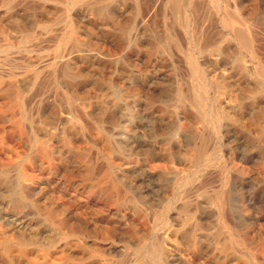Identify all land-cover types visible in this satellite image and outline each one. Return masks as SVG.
Returning <instances> with one entry per match:
<instances>
[{
	"label": "rangeland",
	"instance_id": "obj_1",
	"mask_svg": "<svg viewBox=\"0 0 264 264\" xmlns=\"http://www.w3.org/2000/svg\"><path fill=\"white\" fill-rule=\"evenodd\" d=\"M141 1L0 0V264H264V0Z\"/></svg>",
	"mask_w": 264,
	"mask_h": 264
},
{
	"label": "bare ground",
	"instance_id": "obj_2",
	"mask_svg": "<svg viewBox=\"0 0 264 264\" xmlns=\"http://www.w3.org/2000/svg\"><path fill=\"white\" fill-rule=\"evenodd\" d=\"M52 1V0H51ZM61 1V0H60ZM94 1V0H93ZM141 1V0H140ZM146 1V0H145ZM158 1V0H157ZM232 1V0H231ZM234 1V0H233ZM236 1V0H235ZM47 2V1H46ZM87 2V1H86ZM142 2V1H141ZM141 2H139V3H141ZM144 2V1H143ZM181 2H182V0H167V3H168V5H169V7L171 8V10L175 13V14H179V8H180V6H181ZM5 3V2H4ZM45 3V2H44ZM90 3H92L91 1H89V5H90ZM107 3V2H106ZM160 3H162V2H160ZM189 3H192V0H189ZM233 3V2H232ZM17 4V3H16ZM27 4V3H26ZM86 4V3H85ZM243 4V3H242ZM14 5V4H13ZM18 5V4H17ZM45 5H46V3H45ZM81 5H84V4H81ZM87 6H88V4H86ZM92 5V4H91ZM105 5V4H104ZM143 5V4H142ZM145 5H147V4H145ZM161 4H159V6H160ZM195 4H193V6H194ZM230 5H232V4H230ZM235 5V4H234ZM11 6V5H10ZM23 6V5H22ZM36 6H37V4H36ZM50 6V5H49ZM48 6V7H49ZM79 6V5H78ZM97 6V5H96ZM111 6V5H110ZM141 6V5H140ZM229 6V5H228ZM16 7V6H15ZM30 7H32V5H30ZM44 7V6H43ZM84 7V6H83ZM86 7V6H85ZM195 7V6H194ZM205 7V6H204ZM231 7V6H230ZM11 8V7H10ZM14 8V7H13ZM17 8V7H16ZM19 8V7H18ZM17 8V9H18ZM29 8V7H28ZM87 8V7H86ZM103 8H105V7H103ZM161 8V7H160ZM203 8V7H202ZM227 8V7H226ZM1 9V8H0ZM26 9V8H25ZM34 9H35V7H34ZM48 9V8H47ZM77 9V8H76ZM149 9V8H148ZM236 9V8H235ZM49 10V9H48ZM93 10V9H92ZM97 10H98V8H97ZM121 10V9H120ZM145 10V9H144ZM147 10V9H146ZM4 11H6V10H4ZM4 11H3V13H4ZM18 11V10H17ZM25 11V10H24ZM27 11V10H26ZM43 11V10H42ZM96 11V10H95ZM151 11V10H150ZM22 12V11H21ZM20 12V13H21ZM142 12V11H141ZM147 12V11H146ZM156 12H157V10H156ZM230 12V11H229ZM233 12V11H232ZM7 13V12H6ZM5 13V14H6ZM48 13H49V11H48ZM48 13L46 12V14L48 15ZM144 13V12H143ZM221 13V12H220ZM31 14V13H30ZM41 14V13H40ZM45 14V15H46ZM90 14V13H89ZM101 14V13H100ZM168 14V13H167ZM235 14V13H234ZM35 15V14H34ZM34 15H33V17H34ZM115 15V14H114ZM148 15V14H147ZM197 15V14H196ZM243 15H245V14H243ZM242 15V16H243ZM88 16V15H87ZM87 16H86V18H87ZM100 16V15H99ZM144 16V15H143ZM37 17H39V16H37ZM59 17H61V16H59ZM107 17V16H106ZM150 17V16H149ZM197 17V16H196ZM202 17V16H201ZM210 17V16H209ZM245 17H246V15H245ZM17 18V17H16ZM47 18V17H46ZM146 18V17H145ZM14 19V18H13ZM45 19V18H44ZM44 19H42V20H44ZM52 19V18H51ZM56 19V18H55ZM59 19V18H58ZM57 19V20H58ZM3 20V19H2ZM26 20H28V17H27V19ZM48 20V19H47ZM50 20V19H49ZM56 20V21H57ZM63 20V19H62ZM148 20V19H147ZM213 20V19H212ZM240 19L238 18V20L237 21H239ZM245 20V19H244ZM45 21V20H44ZM53 21V20H52ZM104 21V20H103ZM198 21V20H197ZM23 22H25V21H23ZM46 22V21H45ZM89 22V21H88ZM49 23V22H48ZM83 23V22H82ZM143 23V22H142ZM229 23V22H228ZM2 24V23H1ZM34 24H37V23H34ZM50 24H52V23H50ZM58 24V23H57ZM76 24V23H75ZM114 24V23H113ZM135 24V23H134ZM201 24V23H200ZM231 24V23H230ZM98 25V24H97ZM102 25V24H101ZM100 25V26H101ZM105 25V24H104ZM103 25V26H104ZM108 25V24H107ZM106 25V26H107ZM142 25V24H141ZM145 25V24H144ZM27 26H29V25H26V27ZM35 26H37V25H35ZM85 26V25H84ZM102 26V27H103ZM122 26V25H121ZM170 26V25H169ZM212 26V25H211ZM2 27H5V26H2ZM30 27V26H29ZM86 27H88V26H86ZM91 27V26H90ZM112 27V26H111ZM213 27V26H212ZM32 28H33V26H32ZM38 28V27H37ZM47 28V27H46ZM45 28V29H46ZM61 28V27H60ZM104 28H105V26H104ZM108 28H110V27H108ZM145 28V27H144ZM171 28H174L173 26L171 27ZM209 28V27H208ZM0 29H1V27H0ZM7 29V28H6ZM44 29V30H45ZM49 29V28H48ZM58 29V28H57ZM92 29V28H91ZM98 29V28H97ZM113 29V28H112ZM177 29V28H176ZM193 29V28H192ZM234 29V28H233ZM2 30H3V28H2ZM2 30H1V32H2ZM9 30V29H8ZM13 30V29H12ZM40 30V29H39ZM53 30V29H52ZM79 30H81V29H79ZM96 30V29H95ZM94 30V31H95ZM138 30V29H137ZM175 30V29H174ZM210 30H213V29H210ZM4 31L5 30H3V33H4ZM41 31H43V30H41ZM57 31V30H56ZM58 31H60V30H58ZM144 31H145V29H144ZM205 31V30H204ZM226 31V30H225ZM231 31V30H230ZM235 31V30H234ZM6 32H8L7 30H6ZM18 32V31H17ZM47 32H49V30L47 31ZM77 32V31H76ZM137 32V31H136ZM152 32H153V30H152ZM197 32V31H196ZM219 32V31H218ZM218 32H215V33H217L218 34ZM13 33V32H12ZM45 33V32H44ZM66 33H68V32H66ZM176 33H177V31H176ZM180 33V32H179ZM252 33V32H251ZM47 34V33H46ZM51 34V33H50ZM72 34V33H71ZM123 34V33H122ZM181 34V33H180ZM179 34V35H180ZM13 35H15V34H13ZM17 35V34H16ZM39 35V34H38ZM57 35V34H56ZM133 35H134V32H133ZM197 35V34H196ZM1 36V35H0ZM10 36V35H9ZM20 36V35H19ZM43 36H45V35H43ZM43 36L41 37V39L43 38ZM50 36V35H49ZM55 36V35H54ZM59 36V35H58ZM124 36H125V34H124ZM134 36H136V35H134ZM134 36H133V38H134ZM178 36V35H177ZM182 36V35H181ZM204 36V35H203ZM212 36H213V33H212ZM18 37V36H17ZM26 37H30V35L28 34ZM48 37V36H47ZM51 37H52V35H51ZM132 37V36H131ZM160 37V36H159ZM158 37V38H159ZM223 37V36H222ZM229 37V36H228ZM234 37L241 43V45L249 52V53H251L252 55H254V51H253V49H252V47H251V44H249V43H246V41L242 38V36L240 35V33L239 32H234ZM132 38V39H133ZM183 38V37H182ZM32 39V38H31ZM39 39L40 38H38L37 40L39 41ZM49 39V38H48ZM47 39V40H48ZM67 39H68V42L71 40V37H67ZM76 39V38H75ZM126 39V38H125ZM132 39H131V42H132ZM179 39V38H178ZM218 39V38H217ZM216 39V40H217ZM221 39V38H220ZM1 40V39H0ZM34 40V39H33ZM36 40V41H37ZM161 40V39H160ZM182 40V39H181ZM13 41V40H12ZM18 41V40H17ZM177 41H180V40H177ZM209 41V40H208ZM215 41V40H214ZM213 41V42H214ZM251 41V40H250ZM3 42V41H2ZM4 42H6V41H4ZM46 42V41H45ZM130 42V43H131ZM137 42V41H136ZM162 42H164V41H162ZM1 43V42H0ZM7 43V42H6ZM19 43H21V42H19ZM61 43V42H60ZM177 43V42H176ZM210 43H212V42H210ZM217 43V42H216ZM224 43V42H223ZM222 43V44H223ZM8 44V43H7ZM31 44V43H30ZM40 44H41V42H40ZM74 44V43H73ZM182 44V43H181ZM16 45V44H15ZM20 45V44H19ZM25 45V44H24ZM38 44H36L35 46H37ZM47 45V44H46ZM85 45H86V43H85ZM157 45V44H156ZM182 45H184V44H182ZM206 45V44H205ZM208 45V44H207ZM236 45V44H235ZM254 45V44H253ZM1 46H3V45H1ZM6 46V45H5ZM9 46V45H8ZM12 46V45H11ZM33 46V45H32ZM55 46V45H54ZM67 46V45H66ZM70 46V45H69ZM69 46H68V48H69ZM81 46H84V45H81ZM163 46H165L164 44H163ZM222 46V45H221ZM10 47V46H9ZM42 47V46H41ZM73 47V46H72ZM184 47H185V45H184ZM183 47V48H184ZM28 48V47H27ZM32 47H30V48H28V49H31ZM35 48H37V47H35ZM43 48H47L48 49V47L46 46V47H43ZM57 48V47H56ZM67 48V47H66ZM67 48V49H68ZM81 48V47H80ZM157 48H158V46H157ZM171 48H173L172 46H171ZM38 49H40V47H38ZM37 49V50H38ZM53 49V48H52ZM60 49V48H59ZM201 49V48H200ZM26 50V49H25ZM41 50V49H40ZM66 50V49H65ZM175 50L177 51V47L175 48ZM264 50V49H263ZM13 51V50H12ZM24 51V50H23ZM71 51V50H70ZM76 51H77V49H76ZM239 51V50H238ZM166 52V51H165ZM180 52V51H179ZM30 53V52H29ZM65 53V52H64ZM67 53V52H66ZM65 53V54H66ZM207 53V52H206ZM32 54V53H31ZM77 54V53H76ZM79 54H81V53H79ZM84 54V53H83ZM85 54H87V53H85ZM205 54V53H204ZM13 55H14V53H13ZM12 55V56H13ZM18 55V54H17ZM20 55V54H19ZM258 55H259V53H258ZM7 56V55H6ZM9 56H10V54H9ZM16 56V55H15ZM47 56V55H46ZM64 56V55H63ZM70 56V55H69ZM73 56V55H72ZM3 58V57H2ZM62 58H64V57H62ZM29 59V58H28ZM33 59V58H32ZM66 59V58H65ZM93 59V58H92ZM10 60V59H9ZM31 60V59H30ZM34 60V59H33ZM36 60V59H35ZM67 60V59H66ZM69 60V59H68ZM263 60H264V58H263ZM5 62H7L6 60H4ZM15 61V60H14ZM13 61V62H14ZM23 61V60H22ZM37 61V60H36ZM35 61V62H36ZM51 61V60H50ZM62 61V60H61ZM3 62V60H1V62L0 63H2ZM11 62H12V60H11ZM45 62V61H44ZM67 62V61H66ZM8 63V62H7ZM10 63V62H9ZM27 63H29L28 61H27ZM26 63V64H27ZM31 63V62H30ZM74 63V62H73ZM37 64V63H36ZM45 63H43V65H44ZM75 64V63H74ZM2 65V64H1ZM0 65V67H2V66H4V65H2L1 66ZM17 65V64H16ZM42 65V66H43ZM64 65V64H63ZM6 66V65H5ZM12 66V65H11ZM65 66H66V63H65ZM10 67V66H9ZM26 66H24V68H25ZM5 68V67H4ZM11 68V67H10ZM16 68H18V67H16ZM62 68H63V66H62ZM12 69V68H11ZM21 69V67L19 68V70ZM23 69V68H22ZM35 69V68H34ZM37 69V68H36ZM18 70V71H19ZM31 70V69H30ZM33 70V69H32ZM58 70V69H57ZM63 70V69H62ZM74 70V69H73ZM5 71V70H4ZM14 71V70H13ZM20 71H22V70H20ZM26 71V70H25ZM67 71H69V70H67ZM1 72V71H0ZM7 72V71H6ZM64 72H65V70H64ZM21 73V72H20ZM49 73V72H48ZM22 74V73H21ZM64 74V73H63ZM66 74V73H65ZM192 74L194 75V76H196L197 78H199V79H201L202 78V74L199 72V70H198V68H195V69H193V71H192ZM11 75V74H10ZM16 75V74H15ZM47 75H49V74H47ZM17 76V75H16ZM29 77V76H28ZM58 77V76H57ZM66 77V76H65ZM189 79V78H188ZM32 80V79H31ZM52 80V79H51ZM61 80V79H60ZM63 80V79H62ZM16 81V80H15ZM29 82V81H28ZM31 82V81H30ZM60 82V81H59ZM47 83V82H46ZM49 83V82H48ZM66 83H68V82H66ZM70 83V82H69ZM0 84H2V83H0ZM12 84V83H11ZM15 83H13L12 85H14ZM23 84V83H22ZM38 84H40V83H38ZM38 84H36V86L38 85ZM8 85V84H7ZM6 85V86H7ZM63 85V84H62ZM188 85V84H187ZM3 86V85H2ZM16 86V85H15ZM39 86V85H38ZM47 86V85H46ZM5 87V86H4ZM28 87V86H27ZM69 87V86H68ZM77 87V86H76ZM9 88H10V85H9ZM12 88H13V86H12ZM20 88V87H19ZM35 88V87H34ZM43 88H45L44 86H43ZM54 88V87H53ZM182 88V87H181ZM2 89V88H1ZM16 89H18V88H16ZM28 89V88H27ZM67 89H69V88H67ZM75 89V88H74ZM84 89V88H83ZM184 89V88H183ZM7 90V89H6ZM38 90V89H37ZM43 90H45V89H42V91ZM3 91V90H2ZM11 91V90H10ZM23 91V90H22ZM34 91V90H33ZM70 91V90H69ZM72 91V90H71ZM70 91V92H71ZM187 91H189V90H187ZM11 92H13V91H11ZM52 92V91H51ZM56 92H60V91H58V90H56ZM75 92V91H74ZM181 92V91H180ZM5 93V92H4ZM7 93V92H6ZM15 93V92H14ZM22 93V92H21ZM38 93V92H37ZM69 93V92H68ZM182 93V92H181ZM35 94V93H34ZM40 94H41V92H40ZM39 94V95H40ZM14 95H16V94H14ZM33 95V94H32ZM82 96H84V95H82ZM179 96H180V94H179ZM2 97V96H1ZM7 97V96H6ZM31 97V96H30ZM46 97V96H45ZM51 97V95L49 96V98ZM56 97H59V95L57 96L56 95ZM76 97V96H75ZM35 98V97H34ZM33 98V99H34ZM82 98V97H81ZM191 98V97H190ZM31 99V98H30ZM29 99V100H30ZM48 99V98H47ZM60 99V98H59ZM9 100V99H8ZM15 100V99H14ZM50 100V99H49ZM52 100V99H51ZM62 100V99H61ZM187 100V99H186ZM192 100V99H191ZM190 99H189V101H191ZM45 101V100H44ZM64 101V100H63ZM195 101H196V105L198 106V108L199 109H202V111L204 110L203 109V107H204V105H205V100H204V98H203V96L202 95H200L199 93H196V98H195ZM6 102V101H5ZM182 102V101H181ZM192 102V101H191ZM14 103V102H13ZM31 103V102H30ZM37 103V102H36ZM41 103H42V101H41ZM188 103V102H187ZM4 104V103H3ZM7 104V103H6ZM26 104V103H25ZM61 104H63V103H61ZM10 105V104H9ZM14 105V104H13ZM36 105V104H35ZM52 105V104H51ZM55 105V104H54ZM53 105V106H54ZM60 105V104H59ZM64 105V104H63ZM194 105V104H193ZM75 106V105H74ZM82 106V105H81ZM86 106V105H85ZM97 106V105H96ZM5 107V106H4ZM4 107H2V108H4ZM17 107V106H16ZM15 107V108H16ZM26 107H28L27 105H26ZM38 107V106H37ZM48 107H50V106H48ZM56 107V106H55ZM54 107V108H55ZM90 107V106H89ZM18 108V107H17ZM61 108V107H60ZM63 108H64V106H63ZM85 108V107H84ZM14 109V108H13ZM35 110H36V108H34ZM44 109V108H43ZM192 109V108H191ZM37 110H38V108H37ZM36 110V111H37ZM0 111H1V109H0ZM15 111H16V109H15ZM77 111L78 112H80L78 109H77ZM65 112V111H64ZM13 113V112H12ZM16 113V112H15ZM55 113V112H54ZM81 113V112H80ZM263 113V112H262ZM10 114V113H9ZM33 114H34V112H33ZM36 114V113H35ZM78 114V113H77ZM77 114H76V116H77ZM12 115V114H11ZM17 115V114H16ZM50 115V114H49ZM52 115V114H51ZM207 115V112L204 110V116H206ZM34 116V115H33ZM62 116V115H61ZM13 117V116H12ZM78 118H80L79 117V114H78V116H77ZM91 117H92V115H91ZM48 118V117H47ZM83 118V117H82ZM9 119V118H8ZM12 119V118H11ZM50 119V118H49ZM34 120V119H33ZM32 120V121H33ZM80 120V119H79ZM86 122V121H85ZM19 123V122H18ZM17 123V124H18ZM35 123V122H34ZM53 123V122H52ZM51 123V124H52ZM84 123V122H83ZM38 124H40L39 122H38ZM20 125H22L21 123H20ZM34 125H36V124H34ZM61 125V124H60ZM85 125V124H84ZM91 125V124H90ZM15 126V125H14ZM36 126H39V125H36ZM50 126V125H49ZM48 126V127H49ZM18 127V126H17ZM17 127H16V130H18L17 129ZM26 127V126H25ZM85 127V126H84ZM89 127H91V126H89ZM13 128V127H12ZM15 128V127H14ZM13 128V129H14ZM19 128V127H18ZM76 128V127H75ZM87 128V127H86ZM20 129V128H19ZM21 129H23V128H21ZM37 129V128H36ZM50 128H48V130H49ZM54 130H55V128H53ZM15 130V131H16ZM28 130V129H27ZM26 130V131H27ZM52 129H50V131H51ZM90 130V129H89ZM92 130V129H91ZM25 131V130H24ZM260 131H261V128H260ZM263 131H264V127H263ZM262 132V131H261ZM260 132V133H261ZM24 133V132H23ZM22 133V134H23ZM26 133V132H25ZM43 134V133H42ZM30 135V134H29ZM51 136V135H50ZM43 137V136H42ZM44 138H46V136L44 137ZM43 139V138H42ZM89 139V138H88ZM107 139V138H106ZM30 140H31V138H30ZM91 141V140H90ZM205 141V140H204ZM43 143V142H42ZM52 147V146H51ZM42 149V148H41ZM46 149V148H45ZM52 149V148H51ZM104 149V148H103ZM106 150V149H105ZM104 151V150H103ZM52 152V151H51ZM35 153V152H34ZM107 153H110V152H107ZM57 154V153H56ZM75 155V157H77L76 156V154H74ZM203 155H204V152H203V150L202 149H198L197 151H196V155H195V160H197V161H200L202 158H203ZM79 156V155H78ZM112 156V155H111ZM74 157V156H73ZM41 158V157H40ZM80 158V157H79ZM85 159V158H84ZM109 159V158H108ZM110 160V159H109ZM40 161V160H39ZM55 161V160H54ZM78 161V160H77ZM42 162V161H41ZM41 162H40V164H41ZM47 164V163H46ZM54 164H56V163H54ZM74 164H75V162H74ZM103 164V163H102ZM76 165H78V164H76ZM75 165V166H76ZM81 165V164H80ZM109 165V164H108ZM45 166V165H44ZM50 166V165H49ZM66 166H68V165H66ZM82 166V165H81ZM91 166V165H90ZM90 166H89V168H90ZM127 166H128V164H127ZM52 167V166H51ZM50 167V168H51ZM73 167V166H72ZM85 167V166H84ZM84 167H82V168H84ZM117 167V166H116ZM57 168V167H56ZM79 168H81V167H79ZM121 168V167H120ZM54 169H55V167H54ZM53 169V170H54ZM67 169V168H66ZM74 170L76 169V168H73ZM113 169V168H112ZM124 169V168H123ZM79 170V169H78ZM125 170V169H124ZM49 171H52V170H49ZM82 171V170H81ZM80 171V172H81ZM57 172V171H56ZM71 172V171H70ZM70 172H69V174H70ZM83 172H84V170H83ZM82 172V173H83ZM77 173V172H76ZM75 173V174H76ZM84 174V173H83ZM83 174H82V177H83ZM79 175H81V174H79ZM118 176V175H117ZM121 177V176H120ZM86 178V177H85ZM78 179V178H77ZM115 180V179H114ZM151 180V179H150ZM206 183V182H205ZM83 187V186H82ZM84 188V187H83ZM50 189V188H49ZM104 189V188H103ZM156 189V188H155ZM88 190H90V189H88ZM96 194V193H95ZM98 195V194H97ZM96 195V196H97ZM106 195V194H105ZM102 197V196H101ZM104 197V196H103ZM108 197V196H107ZM107 199V198H106ZM226 199V198H225ZM123 207V206H122ZM121 207V208H122ZM44 211V210H43ZM54 211H56V210H54ZM146 211V210H145ZM117 213H120V212H117ZM135 213V212H134ZM59 215H60V213H58ZM121 214V213H120ZM144 214V213H143ZM151 214V213H150ZM113 215V214H112ZM135 215H136V213H135ZM225 215V214H224ZM119 216V215H118ZM117 216V217H118ZM66 217V216H65ZM121 217V216H120ZM149 217V216H148ZM151 217V216H150ZM67 218V217H66ZM119 218V217H118ZM128 218V217H127ZM130 219V218H129ZM23 220V219H22ZM21 220V221H22ZM230 220V219H229ZM129 221V220H128ZM228 221V220H227ZM110 222V221H109ZM113 222V221H112ZM118 222V221H117ZM116 222V223H117ZM126 222H127V220H126ZM139 222H141V220L139 221ZM21 223V222H20ZM114 223V222H113ZM112 223V224H113ZM121 223V222H120ZM122 223H124V222H122ZM125 224V223H124ZM129 224V223H128ZM22 225V224H21ZM63 225V224H62ZM78 225V224H77ZM80 226V225H79ZM105 226H106V224H105ZM107 226H110V225H108L107 224ZM118 226H119V223H118ZM117 226V227H118ZM125 226V225H124ZM45 227V226H44ZM72 227V226H71ZM70 227V225H69V228H71ZM121 226H119V228H120ZM75 228V227H74ZM77 228V227H76ZM48 229V228H47ZM81 229V228H80ZM126 229V228H125ZM78 230H79V228H78ZM113 230H115V229H113ZM117 230H118V228H117ZM122 230V229H121ZM43 231V230H42ZM41 231V232H42ZM119 231V230H118ZM44 232V231H43ZM63 232H64V230H63ZM106 232V231H105ZM115 233H116V231H114ZM52 233V232H51ZM104 233V232H103ZM102 233V234H103ZM107 233V232H106ZM42 234V233H41ZM49 234V233H48ZM63 234V233H62ZM39 236H40V234H38ZM43 235V234H42ZM45 235V234H44ZM63 235H65V234H63ZM113 236V235H112ZM46 237V236H45ZM49 237V236H48ZM58 238V237H57ZM100 238V237H99ZM54 239V238H53ZM243 239V238H242ZM51 240V239H50ZM56 240V239H55ZM159 240V239H158ZM47 241V240H46ZM77 241V240H76ZM94 245V244H93ZM92 245V246H93ZM73 246V245H72ZM91 246V245H90ZM105 246V245H104ZM108 246V245H107ZM100 247V246H99ZM106 247V246H105ZM120 248V247H119ZM53 249V248H52ZM121 249V248H120ZM28 250V249H27ZM99 250H100V248H99ZM112 250H114L115 251V249H112ZM59 251V250H58ZM30 252V251H29ZM37 252V251H36ZM81 252V251H80ZM112 252V251H111ZM35 253V252H34ZM100 253V252H99ZM27 254V253H26ZM61 254V253H60ZM160 254H161V252H160V248H156V249H154L153 250V252H151L150 254H149V256H150V258H152L153 260H156V259H158V257L160 256ZM56 255V254H55ZM51 257V256H50ZM28 258V257H27ZM33 258V257H32ZM42 258V257H41ZM49 258V257H48ZM28 260H29V258H28ZM31 260H33V259H31ZM40 260H42V259H40ZM24 261H26V260H24ZM33 262H35V261H33ZM48 264V263H47Z\"/></svg>",
	"mask_w": 264,
	"mask_h": 264
}]
</instances>
